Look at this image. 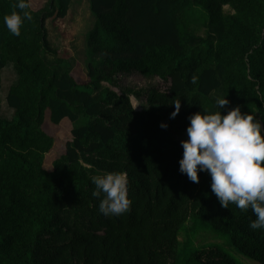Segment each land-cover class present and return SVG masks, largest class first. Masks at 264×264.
I'll list each match as a JSON object with an SVG mask.
<instances>
[{
	"label": "trees",
	"instance_id": "16d2710c",
	"mask_svg": "<svg viewBox=\"0 0 264 264\" xmlns=\"http://www.w3.org/2000/svg\"><path fill=\"white\" fill-rule=\"evenodd\" d=\"M16 2L0 0V91L8 65L18 76L7 95L13 119L0 117V264H238L217 246L187 252L180 235L194 218L264 264L252 210L222 207L207 172L194 183L179 171L189 117L220 111L217 97L229 100L224 114L240 107L264 125V0H89L85 79L47 28L67 19L75 0L26 9L32 19L19 36L4 24L21 12ZM134 73L170 87L110 88ZM132 97L146 99L143 111ZM48 115L55 126L79 124L52 171L44 168L55 146L43 128ZM110 172L129 181L132 203L121 215L100 213L103 195H92V177Z\"/></svg>",
	"mask_w": 264,
	"mask_h": 264
},
{
	"label": "clouds",
	"instance_id": "9594fccd",
	"mask_svg": "<svg viewBox=\"0 0 264 264\" xmlns=\"http://www.w3.org/2000/svg\"><path fill=\"white\" fill-rule=\"evenodd\" d=\"M13 11L4 17L7 29L21 34L25 20H31L30 0H17ZM195 83V77H193ZM220 111L197 112L189 117L187 139L181 141L183 157L179 171L191 182L199 183L200 172L211 176V189L224 208L229 203L255 214L249 227L264 229V125L253 114L243 113L240 107L224 114L221 109L229 104L227 98L217 97ZM170 119L181 111L182 101L173 103ZM167 128V123L161 124ZM94 197L103 198L99 211L105 216L121 215L130 210L129 181L124 173L110 172L92 177Z\"/></svg>",
	"mask_w": 264,
	"mask_h": 264
},
{
	"label": "rangeland",
	"instance_id": "374dc122",
	"mask_svg": "<svg viewBox=\"0 0 264 264\" xmlns=\"http://www.w3.org/2000/svg\"><path fill=\"white\" fill-rule=\"evenodd\" d=\"M48 0H30L31 8L38 10L42 4ZM226 12H230L225 8ZM94 22V16L89 9V0H75L73 10L69 17L64 21H58L57 25L47 23L49 30V41L53 48L61 53L68 55L71 68L82 74L85 79L87 74L86 42L85 35ZM49 62L55 60L54 57L46 55ZM62 71V70H60ZM120 87H110L112 90L120 92V89L133 88L136 90H149L156 88L162 92L168 91L170 82H165L160 78H146L141 74L118 75L116 77ZM18 76L12 65H8L2 72V89L0 91V117L11 120L14 110L7 104V95L12 86L17 83ZM104 86H109L104 83ZM133 108L136 111H143L146 107V99L131 98ZM79 124L64 120L60 126L53 125L49 120V115L44 123V130L55 139V146L51 153L46 155L44 168L48 171L53 170V163L63 156L66 152V144L72 141V131ZM181 242H189L187 252L201 249L203 247L217 246L231 255L238 264H259L239 254L230 246L229 237L225 234L215 232L211 227L202 223L200 220L191 219L180 235Z\"/></svg>",
	"mask_w": 264,
	"mask_h": 264
}]
</instances>
